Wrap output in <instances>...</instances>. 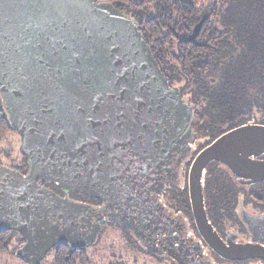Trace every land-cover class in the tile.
<instances>
[{"label":"water","instance_id":"obj_1","mask_svg":"<svg viewBox=\"0 0 264 264\" xmlns=\"http://www.w3.org/2000/svg\"><path fill=\"white\" fill-rule=\"evenodd\" d=\"M96 1L0 0V96L29 166L23 176L0 165V230L24 234L17 255L30 264L59 243L79 246L82 216L91 213L42 192L38 180L121 202L169 172L193 133V109L169 86L137 23ZM262 154L264 127L248 124L205 148L189 170L197 228L224 258L264 259V248L228 246L217 237L205 211L203 172L217 161L261 181L264 161L252 157Z\"/></svg>","mask_w":264,"mask_h":264},{"label":"flooded vegetation","instance_id":"obj_2","mask_svg":"<svg viewBox=\"0 0 264 264\" xmlns=\"http://www.w3.org/2000/svg\"><path fill=\"white\" fill-rule=\"evenodd\" d=\"M161 1L140 0L136 6L148 9L149 16L153 19L157 13L156 6ZM130 14L135 13L132 11ZM133 18L136 19L135 16ZM138 20V26L143 32L146 21L141 18ZM197 25H200L199 32L201 31V24L196 23L187 38L148 39L157 63H161L163 68H171V73L166 74L182 75L178 62L183 61L185 56L181 51L185 49L184 44L196 42L197 36L192 38V34ZM186 57L192 58L191 55ZM209 80L213 82L212 78ZM179 92L193 109V133L170 171L157 175L156 181L145 183L142 188L133 191L134 194L126 192L121 202L112 200L107 204L98 198L67 192L47 181H37L42 192L52 191L61 198L67 197L85 204L91 210L90 214L82 216L81 229L74 240L79 246L59 243L47 254L51 251L56 254L59 249L78 257L84 253L87 260L81 264H264V259L261 258L230 260L217 254L197 228L188 189L189 170L200 152L224 134L241 126L250 124L264 127V114L254 111L250 121L240 125L234 123L232 126L226 124L227 120L224 118L214 117L217 126L213 128L201 124L202 121L196 125V118H203L207 112L196 108L199 104L189 103L190 94L182 93L181 89ZM14 134L19 136L23 147L21 136ZM22 149L15 159L9 160V155L0 156V165L26 176L29 172L28 158L23 156ZM252 159L264 161V154ZM202 188L208 222L225 245L264 248V180L252 182L243 179L228 166L213 161L203 172ZM26 244L21 232L0 230V250L5 251L0 252V255H13L27 262L17 255Z\"/></svg>","mask_w":264,"mask_h":264},{"label":"trees","instance_id":"obj_3","mask_svg":"<svg viewBox=\"0 0 264 264\" xmlns=\"http://www.w3.org/2000/svg\"><path fill=\"white\" fill-rule=\"evenodd\" d=\"M96 2L112 5L137 25L138 18L146 21L142 33L147 41L187 38L192 26L201 24L196 42L184 44L185 49L181 51L185 56L178 62L182 75H168L171 68H163L158 63L169 86L190 94L189 103L199 104L196 108L207 112L203 118H196V125L202 121L201 124L213 128L214 118H224L232 126L240 125L250 121L254 111L264 114V0H206L200 7L191 1L162 0L156 6L157 16L153 19L148 9L136 6L140 0ZM132 11L134 15L130 14ZM226 112L230 115L226 116ZM10 132L16 133L0 96V137ZM22 154L25 157L23 149ZM86 260L84 253L78 257L59 249L54 264H81Z\"/></svg>","mask_w":264,"mask_h":264},{"label":"rangeland","instance_id":"obj_4","mask_svg":"<svg viewBox=\"0 0 264 264\" xmlns=\"http://www.w3.org/2000/svg\"><path fill=\"white\" fill-rule=\"evenodd\" d=\"M193 2L196 6L200 7L201 3H204L206 0H189ZM230 115L226 112V116ZM215 123V122H214ZM215 126L216 123H215ZM203 140V139H202ZM205 141V140H203ZM22 144L20 141L19 136L15 135L14 133L10 132L7 135L0 137V156H7L9 160L18 158V153L21 152ZM55 261V253L51 251L44 260H42L41 264H54ZM0 264H28L23 260L18 259L13 255H0Z\"/></svg>","mask_w":264,"mask_h":264}]
</instances>
